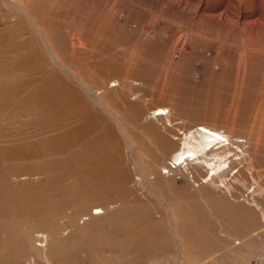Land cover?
I'll list each match as a JSON object with an SVG mask.
<instances>
[{
  "label": "rangeland",
  "instance_id": "1",
  "mask_svg": "<svg viewBox=\"0 0 264 264\" xmlns=\"http://www.w3.org/2000/svg\"><path fill=\"white\" fill-rule=\"evenodd\" d=\"M13 1L33 16L67 67L63 69L78 74L113 107L136 143L134 153L138 149L151 171L156 131L168 133L162 126L172 124L176 131L203 122L235 130L243 136L240 140L248 139L251 160L234 164L228 188L220 182L218 190L209 186L204 183L208 176L194 182L191 175L178 173L170 182L174 196L151 182L172 200L223 199L211 203L212 210L191 209L181 216V244L155 206L147 217H129L133 203L145 205L155 197L140 190L139 171L131 167L118 130L105 115L100 121V112L86 99L66 102L58 95L61 87L76 93L75 78L47 58L46 42L25 15L0 0V264H264V0ZM113 79L121 82L117 90L108 84ZM130 79L140 80V86H130ZM163 105L172 110V124L151 120ZM88 110L98 126L77 132ZM103 123L109 125V135ZM109 136L121 150V164L115 166ZM50 139L54 142L48 147L34 146ZM99 140L108 143L106 150ZM101 150L111 156L104 157L110 166L102 179L92 175L93 184L97 182L88 188L109 176L119 179L127 170L128 179L109 190L114 191L113 209L102 216L86 215L89 211L78 209L63 192L86 179L81 174L85 167L93 172ZM48 161L54 168L41 171L29 184L40 185L41 193L33 196L42 199L44 211L36 212L39 203L34 200L17 205L7 194L10 186H3L6 167ZM20 180L9 181L16 186ZM55 180L63 185L56 195L51 192ZM119 207L123 210L114 213Z\"/></svg>",
  "mask_w": 264,
  "mask_h": 264
},
{
  "label": "bare ground",
  "instance_id": "2",
  "mask_svg": "<svg viewBox=\"0 0 264 264\" xmlns=\"http://www.w3.org/2000/svg\"><path fill=\"white\" fill-rule=\"evenodd\" d=\"M4 1L11 8H13L15 11L23 13L25 15L24 17L27 18L28 23L31 24L32 28L46 42V44H45L46 46L43 45L42 48L46 52L47 58L51 61V63L52 62L54 63L55 68L60 70L62 73L71 74V75H73L72 77L75 78V80H73V79L72 80H73V82H76V85H77V86H74V87H76V89H74L76 93L71 92L67 88L61 87V90L59 88L57 89L58 95L62 99H64L66 102L73 101L76 103H81V98L86 99L87 102H89L91 104V106H92L91 108H93L95 110V113H96V111H98V113L100 112L99 115L97 114L98 115L97 118L100 121L103 120L102 117H104V115H105L109 119V120L108 119L107 120L111 121L113 126L118 130L119 137L122 140L121 144H123L121 146H123L125 148V152L127 153V155H129V158L133 162L132 163L133 166H131V167H135L134 169H137L139 171V174L136 171L135 172L140 177V180L137 181L138 182L137 184L140 187V190L146 188L147 190H149V193L153 197H155V199H156V200L151 199L145 205H142L139 203H133L134 204L133 210L131 208L127 209V213L129 214V217H132V216L138 217L141 214H144L146 216V215H148L147 211L148 212H149V210L152 211L151 210L152 205L155 206L157 209H160L161 212L165 215L166 219H164L163 217L161 219L167 222L169 228L173 232V235H174L173 237L175 238V240L178 243L181 244L182 239H180L177 236L178 235V229L181 227V225L183 226L181 216H183L186 213V211H192L191 209H199V210H201V209L206 210L207 209L208 210L211 206V203H214L215 205H216V203L220 204V203H222L223 199H221V202L216 200V198L210 199L211 201L210 200L198 201V199H194V200H187L186 199L185 200V199H181L180 197L177 199L175 198L176 200H172L171 198H167L164 195H160L156 190H154L151 182L154 185L160 186L161 188H164L169 192L171 189V185H170L171 180L174 179L178 173H183L188 178L191 175V179H193L194 182H195V179H194L195 177L200 178L203 176H208V178L204 181V183H207L209 186L214 187L217 190H218V188L223 187V186L218 185L219 182H220V184L226 183V186L228 188L230 183L226 179L228 178L227 176L230 175L229 173L234 168V164L237 163V165L238 164L240 165V164L245 163V162L249 163V161L251 160V155L248 152V146H247V140L248 139H245V142H244L243 140H240L241 138H243V136H240L237 133V131L232 130L230 128L229 129L222 128V127H220L216 124H212V123L207 124L208 122L207 123L203 122V123L197 124L196 126L190 128V129H187V130H183V128H178V130L176 131L174 129L176 127L173 126V124H172L173 121L171 119V112L170 111H172V110L168 109V107H165V105H163V106L158 107L153 112L152 116H150V117H152L151 120L154 119V120L159 121L162 119V120H165L166 124H172V127H169V126L165 127V125L162 126L164 128L163 130H169L172 134L170 135L169 131H168V133H164L163 131H160L161 130L160 128L159 129L156 128L157 129V131H156L157 140H155V146L153 149L155 155L154 154L150 155L151 159L155 162V165L153 167V170L151 171L150 168L148 166H146L147 161L141 159V154L138 151V149H137V155L134 153V149L132 148V146H135L136 143L133 142V140L131 139L130 133H128L127 129L124 127V125H122L121 121H119L118 115H116L115 112L113 111V109H111L113 107L110 106V104L105 100V98H103L104 99L103 100L102 98L97 96L93 92V90L91 88H89L90 84L88 82L86 84L84 81H82L79 78L78 74H76L75 72L71 73V71H69L68 69H63V68H67V67L65 65L61 64L59 57L57 55V52L53 49L54 47L51 46L50 40L47 38L48 42L46 41L44 32L41 30L39 25H37L35 23L33 16L26 10V8L24 6L19 5L18 3L16 4V2L13 0H4ZM79 82H80V84H79ZM108 84L110 87H112V89L117 90V88L120 87L121 82L119 81V79H113V80H110L108 82ZM128 84L130 86L132 85V86L139 87L140 86V80L137 81L136 79H130V80H128ZM99 91L101 92V90H99ZM85 114L87 116V120H86V122H83L80 124L79 128L77 129V132H79V131L83 132V131L90 129V128L96 129L95 125L98 126L97 120L95 118L96 116L94 117V114L91 115L90 110L85 111ZM150 117H149V119H150ZM83 121H85V118ZM103 124L106 126L105 128L103 127L104 128L103 131L105 132V130H106L105 133L108 134L110 132L109 125L105 124V123H103ZM112 135L114 136L113 133H112ZM117 136H118V134H117ZM103 137L106 140L105 134L103 135ZM104 139L102 138V140H104ZM112 139H114V138L112 136H109L108 141H109L110 145L112 143ZM145 139L147 140V142H145V144L147 146L153 145V142L151 139H149L148 137H145ZM105 140H104V142H105ZM53 142H54L53 139H50V140H46V141L41 142L40 144L34 145V146L37 148H42L45 146L48 147L47 145H49L50 143H53ZM99 144H100V140H99L98 145ZM107 144L108 143H101L100 147L103 145V147L105 148V146L107 147ZM98 145H97V147H99ZM121 146H120V148H121ZM111 147L114 148L113 149L114 155H111L112 157L110 155L108 156V154H106L107 156H105L104 155L105 153H103V150H101L100 155H102V156L97 158L95 163L93 164V167H91L93 172L91 171L89 166L85 167V169L81 172V174L83 173L84 175H86V179L81 177L83 179V182L81 180V183L79 182L80 184L77 183V184L70 185L69 187L66 188L68 191L63 192V193L67 192L69 194V197L72 199V200L70 199V201L72 203L77 204L78 209L84 210L85 213L89 211L88 213H86V215L89 214L90 212L92 213L91 215H94V216L104 215L106 213V211H108V209L112 208L111 205L113 204L110 201V194L112 192L114 193V191L111 190L112 192L109 193V190L116 188L115 187L116 181L125 182L126 179H128V176H126V174H125L126 172H128V170H127L126 172L124 171L123 175H122V173H121V175H119V179H118V175L117 176H109L110 178H108L107 180H104V182H102V183L98 182L97 186L89 189L90 188L89 184L90 183H91V185L93 184L92 175L98 181L99 179H102L104 176L101 174V173H103L102 171H105L108 168L109 164L107 165L106 158H104V157L109 158V160L111 157L113 160V163H115L114 166L117 165V163H120V161L122 160L121 159V152H120L121 150L119 149L118 145L115 146L112 143ZM49 148H52V146ZM104 150H106V148ZM167 159H170V161L167 162ZM50 163H53V162H49V164L42 162V163L35 164V165L13 164L12 166L9 165L8 167H6L7 169L4 170L5 172H4L3 186H7V187L10 186V190L6 189L8 196L13 201H15L17 203V205H18L19 201H24V202L26 201V203H30L31 202L30 200H34L35 205L37 203H39L36 207V209H37L36 212L41 213L42 211H44V210H42L44 205H43V203H40L42 199H37L36 198L37 196L36 197L33 196V194L38 193L37 189L40 187V185L38 183H36V185H29V184L33 183L34 177L37 176L38 174H40L41 171L45 172L47 169L54 168L53 165L55 163L51 165L52 167L50 166ZM109 163H110V161H109ZM111 166H113V165H111ZM57 167H58V165H57ZM117 169L118 168H116V170ZM113 170L112 171L110 170V171L114 172ZM125 170H126V168H125ZM89 171H91L92 173H90ZM239 172H240V170H239ZM96 173H98V175H96ZM116 173H115V175H116ZM119 173H120V171H119ZM2 174L3 173L1 172L0 175H2ZM19 178L22 180L24 179V180L23 181L20 180V181L15 182L16 186H13L9 181L10 179H19ZM232 178H234V177H232ZM97 181H95L93 185H96L95 183ZM62 186H63L62 183L57 182V180H55V183L52 186L51 192L54 193L55 195L59 194V189H61ZM28 187H34L36 190L34 189L35 191H33L32 193H28L24 190V191H20L19 193L15 194L18 190L23 189V188L26 189ZM83 187H85V189L87 187V190L82 191ZM223 190H225V189H223ZM197 191H199V190H197ZM214 192H215V190H214ZM218 192H220V191H218ZM40 193H38V194H40ZM170 193L172 195H174L173 192L170 191ZM20 194H24L23 197H21ZM5 196H3V202L5 199L4 198ZM89 196L93 197V202H90L92 200L89 199ZM168 196H169V194H168ZM223 196H226V195H223ZM40 197L41 196H38V198H40ZM220 198H222V197H220ZM258 198H260V197H258ZM202 199H205V198H202ZM85 200H87V202ZM88 200H90V201L88 202ZM5 201L7 203V200H5ZM70 201H68V199H67L66 203H69ZM92 203H93V205H91ZM226 204L228 205V203H226ZM11 206H12V204H11ZM219 206H221V205H219ZM122 207L115 208L114 213L123 210ZM225 207H224L225 211H223V213L226 212ZM210 209L212 210L213 208H210ZM229 209L231 210L232 208H229ZM93 211H94V213H93ZM73 213H74V211H73ZM81 213H82V211H81ZM85 213H84V215H85ZM125 214L126 213H124V215ZM188 214H189V212H188ZM73 215L74 214H72V216ZM91 215H89V216H91ZM185 215H187V214H185ZM119 216H120V214H119ZM130 219L132 220V218H130ZM146 219L147 218H145V220ZM69 223H72V222H69ZM121 223H123V221ZM187 223H189V222L187 221ZM112 224H113V222H112ZM189 225H190V223H189Z\"/></svg>",
  "mask_w": 264,
  "mask_h": 264
}]
</instances>
